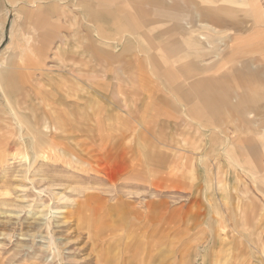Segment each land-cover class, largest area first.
<instances>
[{"label": "rangeland", "instance_id": "obj_1", "mask_svg": "<svg viewBox=\"0 0 264 264\" xmlns=\"http://www.w3.org/2000/svg\"><path fill=\"white\" fill-rule=\"evenodd\" d=\"M161 2L173 5L175 0ZM12 5L10 15H5L6 0L0 10L5 22L0 33V64L14 70V91L8 94L0 71V264L247 263V259L231 256L228 245L212 238L215 208L217 204L221 211L230 212L239 203H248L251 193L259 196L260 207L264 195L251 182L247 193L244 184L235 179L239 166L224 156H220L223 185L219 190L215 187V163L208 153L207 135L197 141L192 128L176 123L183 113L176 110L175 99H168L172 114L166 118L162 113L152 123L138 100L121 99L124 97H117L116 106L120 104L124 113L129 110V115L114 109L120 120L127 117L124 125H115L110 116L107 121L102 117L101 124L94 121L93 103L99 105L100 117L113 112L102 95L111 97L108 90L115 89L117 80L106 74L121 65L112 58L109 63L104 61L105 50L114 56L121 50L103 41L111 42L129 30L118 32L110 28L109 21L82 18L71 3L62 6L55 0H42L37 7L40 16H28L34 6L21 0ZM239 8L242 15L236 20L246 17V22L225 29L231 34L228 45L247 49L252 66L242 80H250L257 71L264 94V55L260 59L250 50L257 41L264 42V0L258 4L244 0ZM145 37L137 36L130 43L132 49L123 53L129 55L127 59L137 53L139 69L132 64L123 70L161 87L165 81L151 72L152 52L146 40L154 36ZM3 48L7 52L1 53ZM12 52L15 55L8 57ZM232 70L224 82L235 89V74L243 68ZM228 74L233 77L230 82ZM74 75L81 78V85L73 82ZM62 77L72 85L67 125L57 131L50 145H44L45 152L33 156L32 144H17V124L25 135L22 121L42 109L34 100L37 97L62 107L58 104ZM236 78L241 82V77ZM107 82L112 86L107 87ZM75 101L82 102L83 116ZM262 102L264 106V96ZM252 119L263 125L264 140V114H248V121ZM226 168L228 172H224ZM225 178H230L229 184ZM261 218L264 253V210ZM259 260L264 262V254L258 261L248 259V264H262Z\"/></svg>", "mask_w": 264, "mask_h": 264}, {"label": "crops", "instance_id": "obj_2", "mask_svg": "<svg viewBox=\"0 0 264 264\" xmlns=\"http://www.w3.org/2000/svg\"><path fill=\"white\" fill-rule=\"evenodd\" d=\"M6 1L8 7H5L7 11L5 15L8 13L10 15L14 10L11 8L12 3L16 0ZM21 1L34 6L28 10V16L42 14L37 9L38 3L42 0ZM55 1L62 3V6L73 4L77 9V15L82 18L97 22L99 20L109 21L110 28L115 31L129 30L128 34L123 33L121 37H116L111 42L103 41L105 45L119 47L121 50L120 54L117 53L115 56L114 53L105 50L104 61L109 63L112 58L113 61H117L121 65L112 74H106L107 77L111 75L117 80L115 89L108 90L107 88L108 92L111 91L109 93L111 97L107 94L104 97L102 95L108 109L112 107L113 112H107L100 117L99 105L92 104L91 110H95L93 115L97 124H101L103 118L107 121L110 116L113 117L114 122L112 123L115 125L117 123L124 125L127 117L123 116V119L120 120L117 111L114 110L117 107L124 113V108L120 104L116 106L117 97L138 100L142 112L146 113V119L151 123L157 121L158 116L162 113L168 118L173 111V105L168 99H175L176 110L179 108L180 113H183L176 123L186 128H192L196 132L195 140L197 141L207 135L208 153L210 156L212 155L213 163H215L212 170L215 187L219 190L223 185V178L220 177V156H224L225 158L229 157L230 161H234L239 166L240 170L235 174V179L244 184L247 193L250 191L248 183L251 182L264 195L263 125L259 120L248 121V114L256 116L264 114L262 102L264 94L260 93L263 83L262 79L258 78L257 71L255 77H250V80H242V76L248 77L247 67L251 65L248 63V51L228 45V42L231 41V34L226 32V30H232L231 25L240 26L242 22H246V17L242 19L245 21L236 20L238 15H242L238 14L239 4L242 2L238 0H175L173 5H168L161 0ZM245 4L247 5V1ZM4 24L5 22L0 18V33L4 29ZM147 34L154 36V38L146 39L147 44L149 43V50L152 52V56H150L151 72L161 80L164 79V87L158 86L152 80L148 82L146 77L137 73L128 74L126 69L123 70L132 64L135 65L136 70L139 69L141 57L137 53H133L129 60L127 59L129 55L123 53L132 49L133 46L130 43L135 41L137 36L146 38ZM1 38L2 35H0V41ZM156 42L160 45L158 48L153 46ZM263 43L257 41L250 48L260 59L264 55ZM93 48L95 47L93 46ZM29 50L33 49L29 47ZM2 52H7L6 48H3ZM13 55L15 52L8 54V57ZM2 67L1 63L0 71L3 73L8 94L10 91H14L11 85L14 70L10 66L6 69ZM241 67L243 70L237 71L239 73L234 77V80L238 82V88L236 85L235 89L227 87L224 82L226 74L231 73L232 68ZM236 77H241V82ZM73 79L76 85H81V78L74 75ZM227 79L229 82L233 80L232 75L228 74ZM61 81L59 85L62 93L59 95L58 104H62V107L53 105L54 103L49 98L44 100L37 97L34 100L42 104V109L37 108L38 110L36 109L32 114V118L22 121L27 129V135L22 133L23 130L17 124L16 142L17 144H32L33 156L45 152L44 145H50L51 139L56 136L57 131H62L67 125L66 116L71 114V111L68 110L71 105L69 98L72 97L69 92L71 84L69 79L64 77L61 78ZM106 84L107 87L112 86L110 82ZM82 98L79 97V99ZM81 103L75 101L74 104L83 116L84 112L81 110L84 107ZM129 113L130 111L126 110L124 114L129 115ZM166 121L169 119H165ZM45 127L48 128L47 131H45ZM12 140L9 141V144ZM102 147L105 148V145ZM91 156L93 154H90ZM73 158L78 160L75 155ZM228 171L226 168L224 172ZM229 181L230 178H225L226 183L229 184ZM248 199V203H239L237 208L230 209V212L221 211L216 204L215 232L212 235V238L221 241L223 246L228 245L227 248L231 250V256L247 259L245 264H248V259L258 261L259 257L264 254L261 245L262 234L259 229L263 226L261 217L264 205L258 206L257 202L260 198L254 193H251V197ZM261 203L264 204V202ZM248 215L250 216L248 217ZM259 262L264 263L261 260Z\"/></svg>", "mask_w": 264, "mask_h": 264}, {"label": "bare ground", "instance_id": "obj_3", "mask_svg": "<svg viewBox=\"0 0 264 264\" xmlns=\"http://www.w3.org/2000/svg\"><path fill=\"white\" fill-rule=\"evenodd\" d=\"M238 1L243 2L244 0H238ZM251 1H252L254 4H255V3L258 4V1H259V0H251ZM248 4H249V3H248ZM162 10H163V9H162ZM252 15H253V14H252ZM254 22H255V21H254ZM245 33H246V32H245Z\"/></svg>", "mask_w": 264, "mask_h": 264}, {"label": "built area", "instance_id": "obj_4", "mask_svg": "<svg viewBox=\"0 0 264 264\" xmlns=\"http://www.w3.org/2000/svg\"><path fill=\"white\" fill-rule=\"evenodd\" d=\"M1 8H2V0H0V10H1Z\"/></svg>", "mask_w": 264, "mask_h": 264}]
</instances>
